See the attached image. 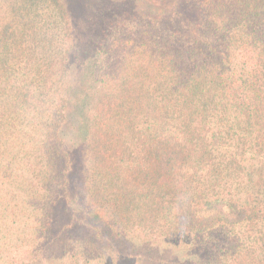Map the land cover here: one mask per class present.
<instances>
[{"label":"trees","instance_id":"16d2710c","mask_svg":"<svg viewBox=\"0 0 264 264\" xmlns=\"http://www.w3.org/2000/svg\"><path fill=\"white\" fill-rule=\"evenodd\" d=\"M129 3L0 0V264H264V0Z\"/></svg>","mask_w":264,"mask_h":264},{"label":"rangeland","instance_id":"374dc122","mask_svg":"<svg viewBox=\"0 0 264 264\" xmlns=\"http://www.w3.org/2000/svg\"><path fill=\"white\" fill-rule=\"evenodd\" d=\"M71 9L78 15L79 18L87 21L91 18V21L99 22V24L107 22L110 19V16L113 14H119L122 10L129 8L131 5L129 0H66ZM130 5V6H129ZM88 14H90L88 16ZM88 16V17H87ZM79 32V45H78V56L76 58L77 62L70 67V75H76L78 73L77 67L82 70L81 73H78L80 77L78 78V83L80 84L79 90L73 93L74 99L72 102H80L79 94L81 89V82L84 79L82 76L84 64L87 56L90 55L92 48V37H90V32L86 31ZM93 33V30H92ZM81 81V82H80ZM73 103V104H74ZM72 104V105H73ZM77 110L76 104L72 106L71 114L73 116V130L77 131L78 123L77 118L75 117V111Z\"/></svg>","mask_w":264,"mask_h":264}]
</instances>
